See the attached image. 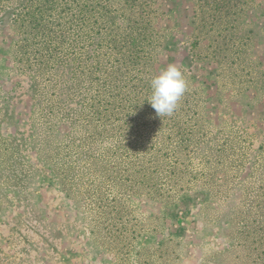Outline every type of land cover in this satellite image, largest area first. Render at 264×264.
Here are the masks:
<instances>
[{
  "label": "rangeland",
  "instance_id": "obj_1",
  "mask_svg": "<svg viewBox=\"0 0 264 264\" xmlns=\"http://www.w3.org/2000/svg\"><path fill=\"white\" fill-rule=\"evenodd\" d=\"M162 9L136 70L57 64L0 13V264H264V0ZM170 64L187 89L160 118Z\"/></svg>",
  "mask_w": 264,
  "mask_h": 264
},
{
  "label": "trees",
  "instance_id": "obj_2",
  "mask_svg": "<svg viewBox=\"0 0 264 264\" xmlns=\"http://www.w3.org/2000/svg\"><path fill=\"white\" fill-rule=\"evenodd\" d=\"M195 1L205 25L224 18L231 23L249 5V0ZM176 2L182 0H0V13L12 17L27 47L57 64L80 66L104 50L112 66L136 70L151 65L164 47L162 8Z\"/></svg>",
  "mask_w": 264,
  "mask_h": 264
},
{
  "label": "clouds",
  "instance_id": "obj_3",
  "mask_svg": "<svg viewBox=\"0 0 264 264\" xmlns=\"http://www.w3.org/2000/svg\"><path fill=\"white\" fill-rule=\"evenodd\" d=\"M151 95L148 103L157 116H171L187 89L186 79L176 65H168L151 81Z\"/></svg>",
  "mask_w": 264,
  "mask_h": 264
}]
</instances>
